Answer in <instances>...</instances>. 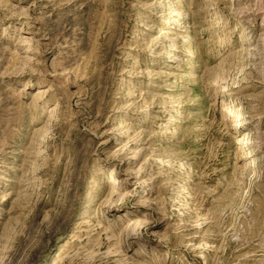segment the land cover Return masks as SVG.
<instances>
[{
    "label": "rangeland",
    "instance_id": "1",
    "mask_svg": "<svg viewBox=\"0 0 264 264\" xmlns=\"http://www.w3.org/2000/svg\"><path fill=\"white\" fill-rule=\"evenodd\" d=\"M0 264H264V0H0Z\"/></svg>",
    "mask_w": 264,
    "mask_h": 264
},
{
    "label": "bare ground",
    "instance_id": "2",
    "mask_svg": "<svg viewBox=\"0 0 264 264\" xmlns=\"http://www.w3.org/2000/svg\"><path fill=\"white\" fill-rule=\"evenodd\" d=\"M27 235V234H26Z\"/></svg>",
    "mask_w": 264,
    "mask_h": 264
}]
</instances>
